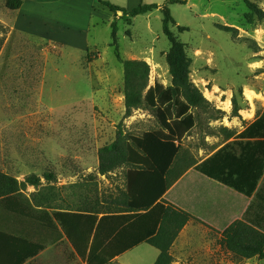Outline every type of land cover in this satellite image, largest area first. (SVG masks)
Wrapping results in <instances>:
<instances>
[{
  "label": "rangeland",
  "instance_id": "374dc122",
  "mask_svg": "<svg viewBox=\"0 0 264 264\" xmlns=\"http://www.w3.org/2000/svg\"><path fill=\"white\" fill-rule=\"evenodd\" d=\"M5 1L0 0V171L19 182L38 177L42 186L51 175L50 184L62 197L70 193L64 187L91 174L100 194L115 195L124 188V170L100 176L98 151L116 140L119 129L141 135L158 129L159 123L146 109L125 117L123 67L111 44L112 13L96 0H21L16 11L6 9ZM103 1L130 10L140 2L162 5L167 0ZM183 1L168 5L175 22L170 31L184 46L190 80L213 108L224 112L212 121L193 110L196 125L180 141V158L199 162L264 110V20L243 0ZM250 1L264 11V0ZM116 27L119 57L147 63L148 87H168L170 43L162 32L161 13L130 22L120 18ZM233 97L240 109L234 117ZM34 190L25 187L27 195ZM223 191L231 193L219 187ZM235 197L245 205L244 198ZM186 242L182 238L172 249L175 264H219L207 260L204 251L201 257L192 249L184 251ZM154 253L143 243L112 264H152ZM225 260L262 264L228 253Z\"/></svg>",
  "mask_w": 264,
  "mask_h": 264
},
{
  "label": "trees",
  "instance_id": "16d2710c",
  "mask_svg": "<svg viewBox=\"0 0 264 264\" xmlns=\"http://www.w3.org/2000/svg\"><path fill=\"white\" fill-rule=\"evenodd\" d=\"M96 1L113 16L111 44L123 67L125 117L133 110L146 109L152 112L159 128L141 135L119 129L116 140L98 151L100 176L124 170V188L115 195L100 194L91 174L82 182L64 187L70 193L62 197L60 189L50 184L51 175L45 176L47 184L42 186L38 177L19 182L0 171V212L12 218L6 228L0 227V264H25L45 243L55 242L63 235L84 264H112L115 258L142 243L158 251L153 264H175L169 251L190 216L166 205L162 197L191 167L251 198L243 220L231 223L223 231L221 244L239 259L256 257L264 263V110L232 141L200 163L184 161L180 158V141L196 125L193 110L202 111L212 121L224 115L190 80L184 46L170 31L175 22L168 5L185 1L167 0L162 5L140 2L130 10ZM243 3L259 20H264V11L255 3ZM21 6V0L5 1V8L10 11ZM157 10L162 15V32L170 43L167 64L171 82L165 88L157 83L148 87L147 63L122 60L117 49V19L126 17L130 22ZM239 110L233 97L231 116H237ZM27 185L35 188L30 195L25 193Z\"/></svg>",
  "mask_w": 264,
  "mask_h": 264
},
{
  "label": "crops",
  "instance_id": "0c3cea01",
  "mask_svg": "<svg viewBox=\"0 0 264 264\" xmlns=\"http://www.w3.org/2000/svg\"><path fill=\"white\" fill-rule=\"evenodd\" d=\"M219 187L231 193L226 194L225 191L220 193ZM235 196L244 198L246 200L245 205H242ZM162 201L166 205H172L187 212L190 216L189 221L181 229L170 248L169 252L171 255L172 249L182 238L187 240L185 245H183L184 251L185 249H192V253H196L195 256L199 257L202 256L201 252L204 251V256H206L207 260L213 258L219 264L225 263V253L234 255L221 244V236L225 228L231 223L243 220L251 198H246L242 194L206 178L191 167L171 184L162 197ZM10 222H12V218L0 212V227L6 228L7 225L11 224ZM192 233L197 235L193 236L191 235ZM199 235L203 238V242H198V239H200ZM46 236L43 233L42 237L45 238ZM194 239L197 240V243L189 242ZM142 244L133 249L140 247ZM157 256L158 251L153 254L154 262ZM253 260L264 264L256 257L244 261L252 262ZM65 262L66 264H84L71 243L63 235L61 239L55 242L45 243L43 249L25 264H63Z\"/></svg>",
  "mask_w": 264,
  "mask_h": 264
}]
</instances>
